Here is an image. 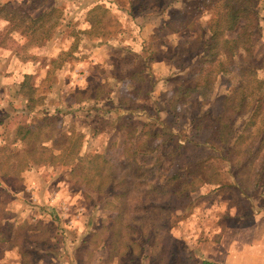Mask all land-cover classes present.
I'll return each instance as SVG.
<instances>
[{
	"label": "rangeland",
	"instance_id": "374dc122",
	"mask_svg": "<svg viewBox=\"0 0 264 264\" xmlns=\"http://www.w3.org/2000/svg\"><path fill=\"white\" fill-rule=\"evenodd\" d=\"M14 2L20 4L21 0ZM33 2L36 0H30L26 6L32 8ZM74 2L71 5L59 0L51 2V6L66 5L65 12L62 8L58 14L54 11L42 30L37 27L30 32L18 31L21 44L3 72L14 74L16 79L21 71L34 70L31 82L35 91L27 103L32 112L27 115L40 116L39 109L44 105L49 109L64 106L66 112L57 116V120L64 123L65 137H76L80 146L77 151L95 150L98 158L116 168L129 161L135 167L138 184L124 199L128 201H124V214L126 218L129 215L133 227L123 231L134 244L140 243L143 250L132 246L136 252L130 255L126 251L118 256V262L176 264L168 254L175 245L183 247L187 238L196 242L219 240L222 233L217 231V224L211 225L228 214L224 203L245 215L249 213L250 201L264 206V185L252 188L256 178L264 182V142L253 156L250 153L246 157L245 146L252 137H244L238 145L242 154L236 152L232 156L233 161L251 162L250 167L237 171V177L248 184L245 188L234 178L229 162L221 160L210 147L216 141L210 138V115L221 109L224 94L235 85L242 94L251 90L245 98L247 110L264 93V86L258 88L251 82L254 73L264 77V0H255L246 17L229 30L222 23L224 0H106L107 3H96L99 7L94 10L96 25L82 34L78 32L79 24L75 25L77 29H71L74 16H69L68 10L74 13L77 7L80 9L79 0ZM43 36L57 38L48 41L42 40ZM0 37L7 39L8 34L1 33ZM236 37L237 48L225 50L223 41ZM6 39H0L4 46L8 43ZM171 75L175 76L170 78ZM10 80L8 76L2 77L0 84L8 86ZM252 83L255 87L250 89ZM82 96L84 99H80ZM19 101V95L0 90V105L13 115L0 127V142L9 143L14 126L26 119L27 115L15 112ZM260 106V113L253 118L257 121L249 128L254 136L259 132L264 98ZM242 121L243 118L237 122L235 133ZM89 125L96 131L88 129ZM81 128L84 131L79 137L76 133ZM221 135L222 139L226 136L224 129ZM208 154L215 155H211L212 168L216 167L223 177L221 194L215 191V183L208 181L190 193L194 199L187 210L183 208L184 200L174 201L178 207L175 212L156 206L171 203L166 199V187L147 191L142 198L140 189L144 191L150 180H165L169 174L181 173L180 167ZM71 169L46 161L33 163L24 176L29 186L18 189L22 200L18 214L30 218L28 227L36 220L39 224L33 231L37 236L33 237L31 232L23 237L33 264L105 262V250L100 249L104 243L101 235L109 234L110 218L114 215L105 201L109 203L111 197L120 193L116 188L103 192L87 189L84 165ZM50 196H55V201L48 203ZM112 201V205H117ZM96 226L101 232L94 235L95 242H99L93 247L87 238ZM2 228L9 232L10 227ZM173 228L180 231L179 239L171 236ZM123 241L121 238L116 244L114 254L124 251ZM1 246L0 264H13L18 257L15 248Z\"/></svg>",
	"mask_w": 264,
	"mask_h": 264
},
{
	"label": "trees",
	"instance_id": "16d2710c",
	"mask_svg": "<svg viewBox=\"0 0 264 264\" xmlns=\"http://www.w3.org/2000/svg\"><path fill=\"white\" fill-rule=\"evenodd\" d=\"M254 2L255 0H224L225 13L223 14L224 21L222 22L224 29H233L238 20L246 17V14L250 11V5H253ZM9 7V3L1 4L0 11L2 13L0 12V14L3 16L2 18L6 20L8 26L13 29L14 26H19L21 22L23 23L25 20L23 18L21 21H17V23H15L14 16L17 10ZM40 15L43 14H38L34 16V18H38ZM30 18V16L27 17L29 22L31 21ZM221 24H219L220 30L222 29ZM64 25H66V22ZM237 40V37L229 41L224 40V49L228 51L235 50V48H237ZM231 68L233 70H238V68ZM33 71L34 70L32 69L31 71L24 73L22 80L19 83L18 91L20 96L27 101V103L31 101L33 98V92L35 91V86L31 82L33 79ZM239 72L240 74L244 73L242 70H239ZM247 73L250 75L249 71H247ZM173 76L175 75H171L169 77L171 78ZM228 78L229 82H232V80H230L232 76H229ZM251 79V82H253L258 88L264 86V77H258L254 73L252 74ZM253 83L250 85L252 86L250 89L255 87ZM250 93L251 90L248 94H242L240 90H237L235 85L234 88L224 94L221 109L216 113V115H210V138L212 141L216 140L214 146L212 147L210 144V147L215 155L218 154V157L221 160L224 162L227 160L229 162L228 166L234 169V178L238 180V184L243 188L247 187L248 184L245 180L237 177V171L243 170V167L245 166L250 167L251 162L247 161L244 164L242 159L241 161H233L232 156L236 152H240L242 154L238 145L240 140L244 137H252L251 143L245 146L246 157L248 155L250 156V153L253 156V154L258 150L259 145H262V142H264V113L259 118V132L256 133L257 135L254 136V134L249 131V128L255 125L257 121L256 119L253 121V118L254 115L260 113V101L264 98V93L262 94V98H255V102L247 110H245V98L247 95H250ZM84 96L86 98L88 95L86 94ZM84 96L80 97V99H84ZM42 109L46 113L51 112L52 116L56 115V117H50V114H43L36 117L26 116V121L19 124L11 131V144L0 142V178L10 182V184H17L19 182V178H17V171H20V169L24 167H29L36 162L46 161L49 165L60 164L62 166H70L73 168L71 171H74L80 164H83L85 167L84 175L88 177L86 178L87 180L84 179L86 181L85 187L87 189L90 188L97 192H103L107 188H116L120 193V195L115 194L111 197L115 200V202H117V205H114V203L113 205L111 204L114 202L112 199L109 203L105 201V203L110 206L111 212H114V215L110 218V225L108 227L109 234H105V237L101 235V241L104 243L100 245V249L105 250V262L103 264H121L117 260L118 256L126 253L128 250L130 251V255L134 254L136 252V248H133L132 246H136L139 250H143L140 243L139 245L134 244V242L130 240L128 233H124L123 231V228H125V231H128L130 229L132 230L131 226L133 227V225L129 223V215L126 218V215L124 214V210L126 209L124 206V201L126 200L124 199L127 198V195L131 194L130 192L136 188L134 186L138 184V180L135 176V167H132L129 161L127 164L116 168L108 164L105 159L98 158V154L95 150H92V152H89V149L77 151L76 148L79 149L80 146L77 144L76 137L72 139L71 137H65L63 134L64 130H62L64 123L62 120H57V116H62V114L66 112L65 107L55 106L52 109H49L48 106L44 105ZM174 110H178V107L176 109L174 107ZM198 115H200L199 111L197 116ZM242 118L243 121L238 124V126L241 125V127L238 129V132L235 133L234 128L237 122ZM88 129L96 131V128L92 125H89ZM223 129L226 132V136L222 139L221 134ZM256 130H258V126L256 127ZM83 131L84 130L81 128L76 134L80 137ZM181 147L182 146L180 145H176V148ZM211 155L212 154H208L206 157H199L195 161L186 163L184 166L180 167L181 169L183 168V172L179 173L176 171L169 174L168 176H165V180L153 178L148 182L144 191L140 189L143 192L142 198L147 191L151 192L163 190L166 187L167 191H164L168 195L166 199L170 200L171 203L156 206H159L164 211L175 212V209L178 207L174 206V201L184 200L183 208L184 210H187L188 206H191L192 199H194L191 197L190 193L197 191L208 181L215 183V191H217V194H221V191H224L222 190L224 183L221 181L223 177H221V174L216 167L213 166L212 168V156L215 155ZM132 169L134 170L132 171ZM84 175L83 178H85ZM260 179L261 178H259V180ZM258 185L263 186L264 182H258V178H256L253 181L252 188ZM25 225V223L21 224V226L17 228V231L19 232L22 230ZM38 227V222L36 221L33 226H29L25 229V231L31 233ZM138 227H140V225H138ZM99 228L91 231L87 238V242L91 243L93 247H95L99 242H95L94 240V235L101 232ZM105 229L108 231L107 228ZM121 238L125 241L122 245L124 251L114 254L116 250L115 246ZM1 239L7 240L8 238L3 235ZM22 253L25 257H23V262H21V264H33L27 256L28 253Z\"/></svg>",
	"mask_w": 264,
	"mask_h": 264
},
{
	"label": "crops",
	"instance_id": "0c3cea01",
	"mask_svg": "<svg viewBox=\"0 0 264 264\" xmlns=\"http://www.w3.org/2000/svg\"><path fill=\"white\" fill-rule=\"evenodd\" d=\"M29 1L30 0H21V3L17 4L14 2V0H0V5L3 3H9L10 5L9 8L17 10L14 16L15 23H17V21H21L23 18L25 20L23 23L21 22L19 26H14V28L12 29L10 26H8L6 20L2 18L3 16L0 14V34L1 33L8 34V38L7 39L4 38L8 42L6 43L5 46H4V42L0 41V81L2 80V77L5 76H8L11 79L9 82L10 85L8 86L5 85L4 83L2 85L0 84V90H3L4 92L6 90H9L10 92H12V94L14 93L16 95H19L20 98L19 107L15 108V112L16 113L21 112L23 113V115L30 114L32 111L30 110L27 101H25L20 96V93L18 91L19 83L22 80L23 74L29 72L30 70L27 71L28 70L27 69L21 71L17 77L18 79L17 78L14 79L15 78L14 74L3 72L4 67L8 66V60L11 59V57L16 56V53L19 48V44H21L20 41H18L17 39V35H19L18 31L30 32L31 29L34 30L37 27H40L37 28L38 30L39 29L42 30L41 28L45 24L46 19L50 15H53L54 11H56L58 14L60 8H62L61 10L62 12H65V8H66V5L65 7H59V5L51 6L50 3L55 0H36V3L33 2L34 4L32 8L30 7L28 8L26 5L28 4ZM59 1H63L66 4L69 2L68 5H71L74 4L75 3L74 1L76 0H59ZM97 2L107 3L106 0H79L78 4L80 9L77 7L74 13H71L70 10H68L69 12L67 11L68 13H70L69 16L72 15L74 16L73 28L71 27V29L75 30L77 28H80L78 32L82 34L86 30H91L93 25H96L97 19L94 16L95 15L94 10L96 8H99L96 4ZM41 13L43 15H40L38 18H34V16ZM45 14H47L48 16L47 15L45 16ZM75 14L77 15L75 16ZM29 16L31 17L30 22L29 19H27V17ZM68 20L69 19H67L66 21ZM78 24L80 25V27L78 26L77 28H75V25ZM57 36L50 37L54 39H50L46 36H43V38L41 37V39L48 41H55ZM72 38L71 41L82 40V37H80L79 40L78 39L75 40ZM96 38L93 37V40ZM0 39L4 40L1 37ZM25 44H27V42H25ZM20 60H23V58H21ZM33 72H32V78L34 79L35 72L34 73ZM35 80L37 83L38 80L37 79ZM42 108L43 107L39 109L41 111V114L39 115H43V114L49 115V112L48 113L44 112ZM4 109H5L4 106L0 105V127L3 124L4 120L12 115L11 111ZM21 123L18 122L13 129H15ZM10 140H11V135L8 141L11 144ZM3 142L7 143L5 141ZM31 169H32V165H30L29 167H24L20 169V171H17L18 172L17 178H19V182L17 184L16 183L10 184V182L0 178V195L2 194L3 196L2 198H0V256L2 255L3 252L1 246L2 244H5L6 248L14 247L18 254V257H16L13 264H21V262H23V257H25V255H23L22 252H27L29 254V250L24 248L25 241L23 238L26 234H28V231L22 229L18 232L17 228L20 227L21 224L23 223H25L26 224L25 227H27L29 224L28 222L31 221L30 218H26V217L23 218L18 214L19 213L18 206L20 203H22V200L18 195L19 194L18 189L22 187H25V189H27V187L29 186L26 185L28 184V182L24 180L25 179L24 176H26ZM12 191H16V192L11 193ZM50 197H49L50 201H48V203H50L51 201H55V196H50ZM222 206H224L225 210L228 209V214L223 219H219L218 223H216L215 220L212 225L210 224L211 226L217 224L216 227L217 231L222 233L219 240L214 241L207 239L203 242L202 241L196 242L194 239L187 238L183 247L177 245L171 247L172 248L171 252L168 254L171 262L173 260L174 262H176V264H264V206L262 205V203H259V205L257 206L256 202L250 201L249 213L247 215L238 213L236 211L237 210L236 208L232 210V206L228 207V205L225 203ZM33 220L35 219H32V221ZM36 221H34V223ZM34 223L32 225H34ZM3 226L10 227L9 232L5 228H2ZM97 228L98 227L96 226V228H94L93 230H96ZM179 232H180L179 230H174L173 228L171 231V236L174 239H179L180 238ZM184 232L185 233L187 232L186 235L188 234L187 230H185ZM33 233L34 232H32L33 237L37 236V234L33 235ZM3 235L7 236L8 239L2 240L1 237Z\"/></svg>",
	"mask_w": 264,
	"mask_h": 264
}]
</instances>
